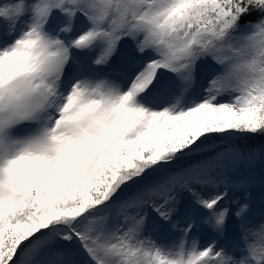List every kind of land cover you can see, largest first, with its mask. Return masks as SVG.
I'll return each mask as SVG.
<instances>
[{
	"label": "snow or ice",
	"instance_id": "6c2138e0",
	"mask_svg": "<svg viewBox=\"0 0 264 264\" xmlns=\"http://www.w3.org/2000/svg\"><path fill=\"white\" fill-rule=\"evenodd\" d=\"M0 264H264V0H0Z\"/></svg>",
	"mask_w": 264,
	"mask_h": 264
}]
</instances>
